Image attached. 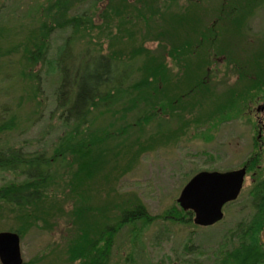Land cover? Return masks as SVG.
Masks as SVG:
<instances>
[{"label": "trees", "instance_id": "trees-1", "mask_svg": "<svg viewBox=\"0 0 264 264\" xmlns=\"http://www.w3.org/2000/svg\"><path fill=\"white\" fill-rule=\"evenodd\" d=\"M176 1L46 0L36 28L18 44L32 71L28 77L38 80L33 83L36 97L40 79L31 67L46 62L54 31H68L57 54V84L47 114L49 120L56 118L63 133L49 151L51 156L0 150V172L22 177L0 188V204L12 208L26 227L46 225L53 210L61 208L53 201L47 210L43 205L54 196V187L63 183L64 194L75 202L71 217L75 229L68 249L71 264H108L114 236L122 228L157 219L137 199L94 206L91 191L103 182L109 188L110 177L124 160L132 162L144 151L175 139L179 132L169 127L171 117L185 125L184 112L211 103L215 110L210 115H223L264 93V63L256 64L257 60L251 63L259 71L255 77L248 71L250 65H234L240 83L236 88L216 93L208 79L211 64L228 62L229 52L233 53L228 26L250 17L259 0H222L220 5L215 0L211 7L204 0H189L172 11ZM89 3L93 10L80 12ZM93 30H98L96 35ZM148 43H156V50L148 49ZM168 57L178 66L176 73L168 67ZM154 121L155 132L144 137L143 130ZM14 126L13 119L1 122L0 135ZM256 161L253 156L245 165ZM56 164L64 168L66 178L56 175ZM252 196L257 215L246 234L264 226V181L253 188ZM167 214L173 221L193 222V213L181 208ZM25 229L6 232L21 238ZM249 253L241 256V264ZM258 258L261 262L264 253L259 252Z\"/></svg>", "mask_w": 264, "mask_h": 264}, {"label": "rangeland", "instance_id": "rangeland-1", "mask_svg": "<svg viewBox=\"0 0 264 264\" xmlns=\"http://www.w3.org/2000/svg\"><path fill=\"white\" fill-rule=\"evenodd\" d=\"M188 1L177 0L171 10H179L178 7L186 6ZM203 2L206 7H211L215 0ZM217 2L220 5L222 0ZM45 4L46 0H0V123L11 119L15 122L14 130L0 135V150L13 148L23 153L45 152L51 156L49 151L63 133L56 118L49 120L47 114L52 110L53 91L57 84L54 69L57 54L68 31H54L49 38L46 62L31 67L40 79L41 91L36 97L33 83L38 80L28 77L32 71L18 47L21 40L36 28ZM90 6L92 4H85L80 12L92 11ZM252 9L250 17L248 15L239 23L228 26L230 41L227 42L233 52H229L228 62L225 60L220 65L210 66L208 79L216 86V93L240 85L236 64L250 65L251 77L259 75L251 63L254 60H257L256 64L264 63V0H259ZM213 14L211 12V18ZM97 31L93 30V35ZM156 45L148 43L146 47L156 50ZM78 49L74 47L75 51ZM166 63L173 73L177 72L178 66L169 57ZM250 100L241 104L238 110L231 109L223 115H210L215 110L211 103L201 109H192L190 113L184 112L185 125L178 124L176 117H171L169 127L179 132L175 139L144 151L132 162L124 160L120 170L110 177L109 188L103 182L91 191L94 206L108 204L112 207L119 201L123 204V201L137 199L150 216L157 217L148 224L137 222L122 228L114 236L108 264H241L239 259L247 252L250 253L245 264H264V258L261 262L258 258L259 252L264 253V226L257 232L254 230L255 233L246 234L257 215L253 188L264 181V113L255 111L262 101L255 103L257 97ZM156 125L157 121H154L146 127L143 136L153 134ZM259 130L261 136L257 140ZM253 156L258 162H251L247 167L238 200L224 206L221 221L199 227L191 222L184 224L171 220L173 218L167 213L173 208L180 209L176 200L194 175L201 171L237 170ZM53 168L56 175L66 176L64 168L58 164ZM21 180L22 177L11 172H0V188ZM64 187L61 182L54 187L56 192L50 197L51 201L48 199L43 205L47 210L53 201L58 204L54 206L61 208L53 210L55 214L46 225L36 223L26 227L14 217L15 213L10 211L12 208L0 204V233L20 226L26 228L19 238L23 264H71L68 249L75 229L71 218L75 202L64 194ZM109 211L113 216L114 210Z\"/></svg>", "mask_w": 264, "mask_h": 264}, {"label": "water", "instance_id": "water-1", "mask_svg": "<svg viewBox=\"0 0 264 264\" xmlns=\"http://www.w3.org/2000/svg\"><path fill=\"white\" fill-rule=\"evenodd\" d=\"M245 175L244 167L229 172L201 171L186 183L176 201L182 210L193 213L196 226L214 225L222 220L224 205L238 200ZM0 263L23 264L15 233H0Z\"/></svg>", "mask_w": 264, "mask_h": 264}, {"label": "flooded vegetation", "instance_id": "flooded-vegetation-1", "mask_svg": "<svg viewBox=\"0 0 264 264\" xmlns=\"http://www.w3.org/2000/svg\"><path fill=\"white\" fill-rule=\"evenodd\" d=\"M264 93H261L258 97H257V101H255V103H258L259 101L261 102L262 101V104L261 105H257V108H256V112L258 113H264ZM251 101V100H250ZM249 105V104H248ZM261 122V121H260ZM260 136H261V130H259V132H258V135H257V140H259L260 139ZM248 164H246V165H244V166H242L241 168H245V170H246V174H247V170H248V166H247ZM240 169V168H239ZM245 177H246V175H245ZM244 181H245V178H244ZM243 186H244V182H243ZM243 188V187H242ZM241 188V189H242ZM242 191V190H241ZM232 203V202H231ZM227 204H229L228 202H227ZM227 204H225L224 206H226ZM224 208V207H223ZM222 211V210H221Z\"/></svg>", "mask_w": 264, "mask_h": 264}]
</instances>
